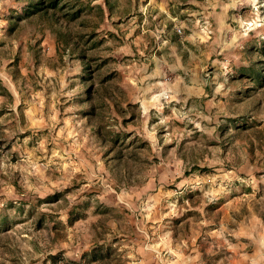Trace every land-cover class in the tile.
<instances>
[{
  "label": "rangeland",
  "instance_id": "374dc122",
  "mask_svg": "<svg viewBox=\"0 0 264 264\" xmlns=\"http://www.w3.org/2000/svg\"><path fill=\"white\" fill-rule=\"evenodd\" d=\"M64 1L0 0V264H264V0Z\"/></svg>",
  "mask_w": 264,
  "mask_h": 264
},
{
  "label": "trees",
  "instance_id": "16d2710c",
  "mask_svg": "<svg viewBox=\"0 0 264 264\" xmlns=\"http://www.w3.org/2000/svg\"><path fill=\"white\" fill-rule=\"evenodd\" d=\"M64 3H61V2ZM176 2H179V4L183 5L186 2H188L189 0H175ZM24 7L21 11V13L19 15H16L15 17V22H17L20 19H24V18H28L32 15L38 14L41 17H45L47 15H53L54 17V13L52 10H54V8L56 7H60L61 9L66 7L64 16H69L74 18L77 15L78 9L73 11V12H69V10L72 8L71 6L68 5V3L64 0H24ZM15 22L13 24H15ZM56 37L55 39L58 40L57 43L60 44L63 48L67 49L70 48V50H74L75 46L74 44L69 40V36L66 32L61 31V30H56ZM71 42V43H70ZM74 46V48H73ZM85 72L88 71V65L85 64L83 65L82 68ZM58 193H53L50 195H47L46 197L43 198V200L45 202H50V201H55L57 200V195ZM78 205L75 204L73 205L70 210H69V214L67 215V220L68 222H70L72 220L71 216H76L78 214ZM41 216L43 214H40ZM59 255L60 252H55V253H51L48 254V258L51 261V263H56L59 260ZM84 255V254H83ZM95 260V255L94 252L91 253L90 255V261H94Z\"/></svg>",
  "mask_w": 264,
  "mask_h": 264
},
{
  "label": "crops",
  "instance_id": "0c3cea01",
  "mask_svg": "<svg viewBox=\"0 0 264 264\" xmlns=\"http://www.w3.org/2000/svg\"><path fill=\"white\" fill-rule=\"evenodd\" d=\"M156 1V0H155ZM154 1V2H155ZM157 3H160L158 1H156ZM160 4H163L162 1ZM262 232H264V230H262ZM219 233V232H218ZM224 234L228 237V241L225 240L226 243V248L228 250V254L229 256H231V253H233L234 249H241L244 250V248L249 244H245L244 240L246 241H251V240H256L255 242H257V239L262 238V241L264 242V233L261 232H256L255 230H248L245 234L244 233H238L237 235L234 233H229L228 231L224 230ZM216 235V234H214ZM216 236L221 237L220 234H217ZM241 239H239L240 237ZM223 234H222V237ZM238 238V239H236ZM263 246V245H262ZM264 248V246H263ZM176 249V248H175ZM170 250V249H167ZM245 252L247 251L246 249L244 250ZM167 252V251H165ZM235 252V251H234ZM176 253L178 254V250H176ZM182 253V252H180ZM183 253L181 256H176L175 259H172L170 261L165 260L162 261L160 258L156 257V254H154L153 251L151 252H146L145 255L142 257L141 260H139V264H197V262L199 261V254L200 252H198L196 250V246H194L192 243H188V245L183 244ZM243 253V252H242ZM153 254L155 255V258H153ZM179 255V254H178ZM166 257H170L169 255H167ZM246 258H244L245 260ZM262 259H259V261H261ZM263 262V261H262Z\"/></svg>",
  "mask_w": 264,
  "mask_h": 264
}]
</instances>
